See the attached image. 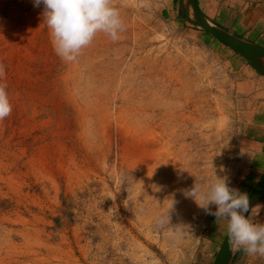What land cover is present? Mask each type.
<instances>
[{"label": "rangeland", "instance_id": "obj_1", "mask_svg": "<svg viewBox=\"0 0 264 264\" xmlns=\"http://www.w3.org/2000/svg\"><path fill=\"white\" fill-rule=\"evenodd\" d=\"M207 1L211 20L237 31L235 0ZM113 4L120 38L100 32L68 62L43 5L0 0V83L13 105L0 121V264H212L228 234L187 193L217 177L237 187L229 175L264 75L206 42L178 0ZM233 264L264 258L240 250Z\"/></svg>", "mask_w": 264, "mask_h": 264}, {"label": "clouds", "instance_id": "obj_2", "mask_svg": "<svg viewBox=\"0 0 264 264\" xmlns=\"http://www.w3.org/2000/svg\"><path fill=\"white\" fill-rule=\"evenodd\" d=\"M34 7L43 5V19L49 29L55 53L68 62L75 61L100 32L118 40L124 24L113 0H33ZM5 69L0 64V80ZM13 105L6 83H0V121L12 114ZM217 177V176H216ZM198 205L218 220H227L228 244L232 251L264 258V224L254 223L249 212V196L230 188L226 178H216L201 191L200 186L187 193ZM209 205H215L211 212Z\"/></svg>", "mask_w": 264, "mask_h": 264}, {"label": "crops", "instance_id": "obj_3", "mask_svg": "<svg viewBox=\"0 0 264 264\" xmlns=\"http://www.w3.org/2000/svg\"><path fill=\"white\" fill-rule=\"evenodd\" d=\"M197 1L201 10L210 17V13L213 10L212 3L207 0ZM249 1L250 0L234 1L235 6H240L241 12L237 32L243 34L245 38L254 37V42H261V44L264 45V3ZM163 13L172 15L174 13L173 6L169 5L168 7H164ZM177 13L180 15L179 10H177ZM221 25L227 27L224 24ZM240 58L243 57L240 55ZM234 61L238 63L236 66H240V69L247 63L246 61L239 62L237 59H234ZM253 96L251 95L249 99L252 100V102L255 100L256 106L246 117V137L245 140H242V142H244V147L242 149L243 154L233 162V167L229 175L231 180H233L235 176L239 177L235 189L248 195L256 186L264 172V100H259V98L264 96V89L261 92H256V95ZM228 185L230 188L234 189L233 184L231 185L229 183Z\"/></svg>", "mask_w": 264, "mask_h": 264}, {"label": "water", "instance_id": "obj_4", "mask_svg": "<svg viewBox=\"0 0 264 264\" xmlns=\"http://www.w3.org/2000/svg\"><path fill=\"white\" fill-rule=\"evenodd\" d=\"M178 7L181 18L186 24L209 32L224 44L234 49L264 75V46L245 37L238 36L213 22L201 10L197 0H178ZM263 214L264 172L249 196V212L244 213V215L246 218L253 215L251 218L254 223H257ZM236 252L230 249L227 234L218 248L212 264H233Z\"/></svg>", "mask_w": 264, "mask_h": 264}, {"label": "trees", "instance_id": "obj_5", "mask_svg": "<svg viewBox=\"0 0 264 264\" xmlns=\"http://www.w3.org/2000/svg\"><path fill=\"white\" fill-rule=\"evenodd\" d=\"M218 25H220V26L226 28V29L229 30V31H232L233 33H235V34L238 35V36L244 37L243 34L238 33L237 31H233V30H231L230 28L221 25L220 23H218ZM203 32L206 34V39H205L206 42H208V41L212 38V39H214L215 41L224 44L222 41H220L218 38L214 37V36H213L212 34H210L209 32H207V31H203ZM247 39H249V40H251V41H255V40H252V39H250V38H247ZM225 45H226V44H225ZM260 45H262V44H260ZM226 46H228V45H226ZM262 46H264V45H262ZM231 49H232V48H231ZM232 50L235 51L234 49H232ZM235 52H236V51H235ZM236 53H237V52H236ZM237 54H238V53H237ZM244 59H245V58H244ZM245 61H246L247 63H249L250 65H252V64H251L249 61H247L246 59H245ZM252 66H253V65H252ZM253 67H254V66H253ZM254 68H255V67H254ZM255 69H256V68H255ZM253 189H254V188H253ZM253 189H252V191H253ZM248 196H250V194H249Z\"/></svg>", "mask_w": 264, "mask_h": 264}, {"label": "bare ground", "instance_id": "obj_6", "mask_svg": "<svg viewBox=\"0 0 264 264\" xmlns=\"http://www.w3.org/2000/svg\"><path fill=\"white\" fill-rule=\"evenodd\" d=\"M139 145H140V143H139ZM146 146H147V145H146ZM139 148H140V147H139ZM145 148H146L145 146H142V145H141V151L144 150ZM252 216H253V215H252ZM252 216H251V217H252Z\"/></svg>", "mask_w": 264, "mask_h": 264}, {"label": "flooded vegetation", "instance_id": "obj_7", "mask_svg": "<svg viewBox=\"0 0 264 264\" xmlns=\"http://www.w3.org/2000/svg\"><path fill=\"white\" fill-rule=\"evenodd\" d=\"M250 194H251V192H250Z\"/></svg>", "mask_w": 264, "mask_h": 264}]
</instances>
